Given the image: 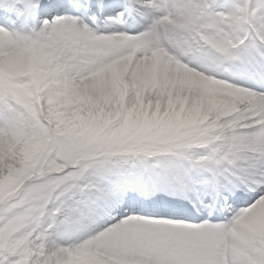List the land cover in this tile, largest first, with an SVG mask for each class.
Instances as JSON below:
<instances>
[{"label":"snow or ice","instance_id":"snow-or-ice-1","mask_svg":"<svg viewBox=\"0 0 264 264\" xmlns=\"http://www.w3.org/2000/svg\"><path fill=\"white\" fill-rule=\"evenodd\" d=\"M0 264H264V0H0Z\"/></svg>","mask_w":264,"mask_h":264}]
</instances>
